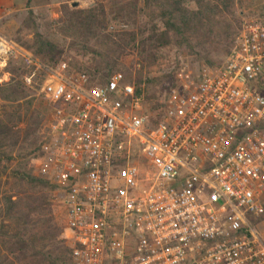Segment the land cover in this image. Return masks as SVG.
<instances>
[{
  "label": "built area",
  "instance_id": "obj_1",
  "mask_svg": "<svg viewBox=\"0 0 264 264\" xmlns=\"http://www.w3.org/2000/svg\"><path fill=\"white\" fill-rule=\"evenodd\" d=\"M114 27L109 31L113 32ZM40 77L48 115L37 176L54 187L73 264H264V18L246 19L223 64L174 88L152 125L145 85L93 84L0 34Z\"/></svg>",
  "mask_w": 264,
  "mask_h": 264
},
{
  "label": "trees",
  "instance_id": "obj_2",
  "mask_svg": "<svg viewBox=\"0 0 264 264\" xmlns=\"http://www.w3.org/2000/svg\"><path fill=\"white\" fill-rule=\"evenodd\" d=\"M240 1L143 0L144 7L136 1L109 8L97 4L85 10L64 4L59 19L44 26L48 30L53 26L67 41L69 66L87 74L93 84L121 73L141 93L142 85L150 84L144 81V71L149 73L169 46L218 66L208 58L215 51L225 56L231 53L241 25ZM32 3L27 0V18L14 42L44 63L42 59L60 47L41 32L43 26L31 10ZM112 21L131 28L111 33ZM23 34H31L32 40H25ZM135 59L140 70L135 69ZM23 72L11 62L5 71L9 79L0 84V264H73L63 227L49 201L48 192L54 187L36 176L43 116L33 110V91L20 80ZM161 119L159 112L152 125Z\"/></svg>",
  "mask_w": 264,
  "mask_h": 264
},
{
  "label": "rangeland",
  "instance_id": "obj_3",
  "mask_svg": "<svg viewBox=\"0 0 264 264\" xmlns=\"http://www.w3.org/2000/svg\"><path fill=\"white\" fill-rule=\"evenodd\" d=\"M136 1H138L140 7H144L143 0H33L31 10L37 17L39 23L43 26L41 32L52 43L60 47L58 52L48 55L49 58H43L42 61L48 66H56L60 62H66L68 64L71 62V60L66 54L68 52L67 41L63 37L56 34L53 26L49 30L46 28V26H44V24L46 23L53 24L59 19V17L61 16V8L64 4L69 5L72 9L85 10L97 4H103L109 8L118 4H133ZM75 4H77L78 6L73 7V5ZM193 6L194 5H191V8H193ZM237 10L241 20V29L244 21L248 18H264V0H241L240 3H238L237 5ZM27 13L28 9L23 13H19L16 16L15 21L19 24L18 29L26 20ZM110 27L115 28L113 32L109 31L111 33H115L118 31H127L131 28L126 25V23H117L113 21L110 23L109 29ZM17 31L13 34L10 39L14 40L13 38L16 35ZM22 37L25 40H32L31 34H27L25 36L23 34ZM212 48L214 51L215 46H212ZM196 56L197 55L194 54L190 55L189 52L184 49H180L175 46H169L161 53L157 65L152 68L147 74V70L144 71V81H146V79H148V82L150 81V84H144L145 98H150L149 100L146 99V104L149 112L153 114V117L157 116L161 108L164 107L171 88L180 87L183 81L186 82V84L191 82H197L201 69L205 66H209L206 60L199 61ZM227 57L228 56H225V52L215 51L209 56L208 60L210 62H213L214 65H221L224 63ZM137 62L139 64V61L135 59V69L140 70L141 66L137 65ZM16 65L22 67L24 70L23 74L20 76V80H22L24 84V78L26 76H29L30 73L34 70V68L29 67L28 64L22 62L16 63ZM9 77L10 75L8 74V79ZM29 89L33 91V98L35 100L33 110L38 111L43 116V122L39 129L40 132L42 125L48 115V105L43 99V96L40 94L39 76L34 78V83ZM48 194L49 201L52 206L56 220L60 225H62V218L60 216L59 207H57L53 202L54 189L48 192ZM249 223L264 241V211L259 218H249Z\"/></svg>",
  "mask_w": 264,
  "mask_h": 264
},
{
  "label": "crops",
  "instance_id": "obj_4",
  "mask_svg": "<svg viewBox=\"0 0 264 264\" xmlns=\"http://www.w3.org/2000/svg\"><path fill=\"white\" fill-rule=\"evenodd\" d=\"M26 10L27 0H0V34L10 39L13 34L18 30L19 24L15 21L16 16ZM59 210L60 216L62 218L61 224L63 225V223L65 222V215L61 208H59ZM62 227L63 239L66 241L68 233L65 232L64 226Z\"/></svg>",
  "mask_w": 264,
  "mask_h": 264
},
{
  "label": "water",
  "instance_id": "obj_5",
  "mask_svg": "<svg viewBox=\"0 0 264 264\" xmlns=\"http://www.w3.org/2000/svg\"><path fill=\"white\" fill-rule=\"evenodd\" d=\"M77 6H78L77 4L73 5V7H77Z\"/></svg>",
  "mask_w": 264,
  "mask_h": 264
}]
</instances>
